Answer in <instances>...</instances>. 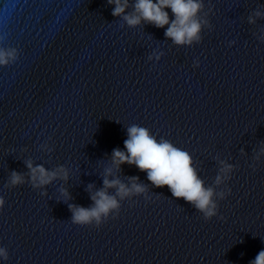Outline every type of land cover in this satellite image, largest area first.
<instances>
[{"label": "water", "instance_id": "95a60500", "mask_svg": "<svg viewBox=\"0 0 264 264\" xmlns=\"http://www.w3.org/2000/svg\"><path fill=\"white\" fill-rule=\"evenodd\" d=\"M204 4L211 29L176 46L167 26L130 28L107 0H0V47L19 52L0 67V247L9 254L0 264H249L264 250V18L247 19L264 0ZM133 124L188 151L206 186L219 161L234 165L217 216L205 220L123 164L113 175L138 176L149 198L122 201L99 228L71 222L68 205H92L88 185L103 188ZM27 159L63 165L69 177L6 187L12 171L27 175Z\"/></svg>", "mask_w": 264, "mask_h": 264}, {"label": "clouds", "instance_id": "9594fccd", "mask_svg": "<svg viewBox=\"0 0 264 264\" xmlns=\"http://www.w3.org/2000/svg\"><path fill=\"white\" fill-rule=\"evenodd\" d=\"M107 4L114 5L112 15L120 17L128 27L135 28L142 24H151L156 28H165L164 35L176 46H193L202 40V31L211 29L207 12L204 11V0H107ZM131 7V12L126 10ZM172 17L170 19L169 12ZM203 13V16L201 15ZM264 18V11L255 10L248 16V23L255 24L257 19ZM264 42V34L257 37ZM235 41L230 42V44ZM163 53L153 52L149 60L155 58L159 61ZM19 57V52L13 47H0V67L14 64ZM193 67H199V60L194 61ZM46 145H41L44 150ZM51 151V149H47ZM264 153V146L259 149ZM259 159V155L255 157ZM134 165L142 172H146L147 179L154 187L167 186L175 198H183L197 211L203 214L205 220H210L218 215L217 200H224L231 194V188L226 181L231 179L234 165L219 161L220 167L212 185H205V181L198 175L194 167L193 158L188 151L175 146L171 141L161 137L157 139L150 130L133 124L127 127V139L124 141V150L116 148L111 154V166L103 172V188L92 191L94 185H88L92 205L89 207L69 204L72 213L71 222L80 226H95L99 228L110 217L115 219L120 212L121 202L134 196L146 195V185L139 182L138 176L128 177V183L122 181L119 176H114V171L119 172L121 165ZM28 169L27 175L12 171L6 187L14 188L29 183L33 189H44L56 180L66 181L69 177V169L63 165L54 169H47L42 164H34L31 159L25 160ZM253 170L255 166L252 165ZM112 177V178H110ZM221 185L225 187L217 191ZM109 189H114L109 192ZM65 200L71 199L67 189H58ZM42 196L47 195L41 191ZM5 199L0 196V210L4 208ZM221 220L223 216L219 217ZM0 259H9L5 247H0ZM249 264H264V250H261Z\"/></svg>", "mask_w": 264, "mask_h": 264}]
</instances>
